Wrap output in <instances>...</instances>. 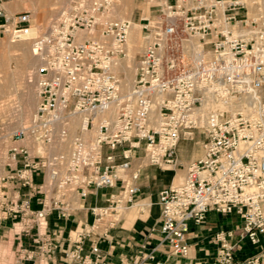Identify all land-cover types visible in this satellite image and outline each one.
<instances>
[{
  "label": "built area",
  "instance_id": "built-area-1",
  "mask_svg": "<svg viewBox=\"0 0 264 264\" xmlns=\"http://www.w3.org/2000/svg\"><path fill=\"white\" fill-rule=\"evenodd\" d=\"M12 1L0 0V40L31 30L29 12L6 10ZM116 4L65 0L32 39L37 106L11 135L1 178L0 228L20 226L14 264H104L100 245L138 203L142 170L180 166V143L196 139L184 181L159 194L162 243L188 258L193 226L236 215L211 238L212 264H264V0H150L129 88L134 22L114 19ZM99 190L110 193L87 208L91 222L67 237L50 230V216L75 218ZM245 243L260 250L241 259ZM121 264L166 261L143 245Z\"/></svg>",
  "mask_w": 264,
  "mask_h": 264
},
{
  "label": "rangeland",
  "instance_id": "rangeland-1",
  "mask_svg": "<svg viewBox=\"0 0 264 264\" xmlns=\"http://www.w3.org/2000/svg\"><path fill=\"white\" fill-rule=\"evenodd\" d=\"M117 1L112 10V17L114 19L132 20L135 24H139L140 18L147 15L150 6V0ZM64 2L65 0H13L5 6L6 10L11 14L29 12L31 14V30L28 31L26 36L21 38L4 37L0 40V49H4L3 52L0 50V208L4 195L7 192V189L1 182V178L6 170L11 135L28 123L36 110L38 101L37 78L40 62L33 54L32 39L35 35L42 34L45 31L50 20L55 17L58 9ZM140 34L142 41L145 39V34L140 30L138 37H132L135 47L140 45ZM21 42L27 44L26 53L16 49V46ZM131 46L129 42V47ZM139 53L140 51L129 52V59L124 63L130 66L126 71V83L128 86L126 88H129L131 85L133 79V59ZM196 149L199 155L196 154L195 156ZM56 150H59V148H56ZM183 150L186 156H191L189 162L200 157L201 151L197 139L194 142L185 143ZM177 156L181 162L180 166L169 170L157 168L158 172L165 173L164 175L167 178L158 177L155 190L156 197L164 187L172 184L179 185L184 181L186 165L189 162H184L179 152V147ZM146 168L154 169L155 167ZM145 197L139 195L138 202ZM130 211L132 212H130L129 217L137 213H141L142 215H138L134 221L126 224L124 220L129 210L126 211L119 220L118 226L112 235L113 238L117 236L116 233L119 230L129 232L130 230L138 229V224L148 222V217L140 206H134ZM19 229L20 226L8 227L4 230V234L0 235V264H14L16 262L18 245L15 241V233ZM65 247L66 245H63L61 248L60 256L64 252Z\"/></svg>",
  "mask_w": 264,
  "mask_h": 264
},
{
  "label": "crops",
  "instance_id": "crops-1",
  "mask_svg": "<svg viewBox=\"0 0 264 264\" xmlns=\"http://www.w3.org/2000/svg\"><path fill=\"white\" fill-rule=\"evenodd\" d=\"M186 142H181L179 145V152L184 162H189L191 156H186L183 150V146ZM165 173L158 172L157 168H145L142 170L141 177L139 179V185L141 187L140 195L147 196L142 198L138 203L149 202L151 206L144 214L148 217L147 223L138 224V229L130 230L129 232L119 230L113 234L115 229L111 232L109 241H103L100 245L102 251L106 254V261L104 264H121L122 261L129 259L136 255L143 245H146L149 250L157 249L158 259L166 261V264H212L215 256V247L211 243V238L214 233L220 230H228L239 223V218L236 215L223 216L216 213H209L206 223L201 227H192L189 234V243L191 245V253L188 258H182L173 256L170 253L169 247L162 243V236L159 232V218L160 207L157 204L160 192L167 187H164L159 191L156 197V181L158 177L167 178ZM152 184V185H151ZM110 193L109 190L94 191L84 202V209L76 212V217L69 221L58 220L56 215H52L48 219L50 230H60L64 237H67L71 231H73L78 221L91 222L92 216L87 212V208L94 205H104L106 196ZM129 211L125 217V223L128 224L134 221L138 215H130ZM8 227H12L9 222H5L0 230V235L4 234V230ZM117 228V227H116ZM15 241L18 245L17 233H15ZM89 242L86 243V250H89ZM260 249L253 247L249 243H245L242 251L238 253L239 258L246 259L249 256L257 253Z\"/></svg>",
  "mask_w": 264,
  "mask_h": 264
},
{
  "label": "bare ground",
  "instance_id": "bare-ground-1",
  "mask_svg": "<svg viewBox=\"0 0 264 264\" xmlns=\"http://www.w3.org/2000/svg\"><path fill=\"white\" fill-rule=\"evenodd\" d=\"M118 2V1H117ZM117 20H123V19H117ZM140 30H141V25L140 24H135L134 23V25H133V28H132V30H131V32H130V39H129V42H130V45H132L131 47H130V52L132 51V52H135V51H141V49H142V47H143V41H142V39H141V34H140V45L138 46V47H135L134 46V44H133V39H132V37L134 36V37H138V33L140 32ZM6 48V47H5ZM26 48H27V44L26 43H20V44H18L17 46H16V49L17 50H19V51H22L23 53H26ZM1 50V49H0ZM4 50V49H3ZM3 50H1L2 52H3ZM0 51V52H1ZM33 54H34V52H33ZM31 56V55H30ZM129 67L130 66H128V65H123V71L125 72V74H126V71H127V69H129ZM126 78H127V74H126ZM133 80V79H132ZM131 84H132V82H131ZM126 87H128L127 86V83H126ZM197 150V149H196ZM196 150H195V156H196V154L197 155H199V152H198V150H197V153H196ZM201 154V153H200ZM134 206H140L141 207V209H142V211L143 212H147L148 211V209H149V206H150V204H149V202H143V203H140V204H138V203H136ZM133 206V207H134ZM132 207V208H133ZM131 208V209H132ZM130 209V210H131ZM129 210V211H130Z\"/></svg>",
  "mask_w": 264,
  "mask_h": 264
}]
</instances>
